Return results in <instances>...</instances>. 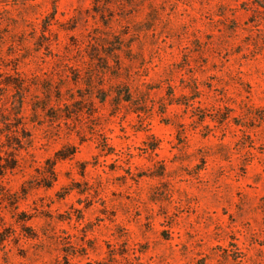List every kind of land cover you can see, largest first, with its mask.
Wrapping results in <instances>:
<instances>
[{
    "label": "rangeland",
    "instance_id": "374dc122",
    "mask_svg": "<svg viewBox=\"0 0 264 264\" xmlns=\"http://www.w3.org/2000/svg\"><path fill=\"white\" fill-rule=\"evenodd\" d=\"M0 264H264V0H0Z\"/></svg>",
    "mask_w": 264,
    "mask_h": 264
}]
</instances>
